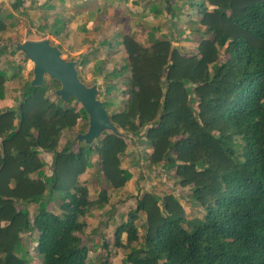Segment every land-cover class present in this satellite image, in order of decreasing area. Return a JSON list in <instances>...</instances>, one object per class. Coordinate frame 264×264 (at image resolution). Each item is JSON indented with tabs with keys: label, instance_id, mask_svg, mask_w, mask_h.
Here are the masks:
<instances>
[{
	"label": "trees",
	"instance_id": "1",
	"mask_svg": "<svg viewBox=\"0 0 264 264\" xmlns=\"http://www.w3.org/2000/svg\"><path fill=\"white\" fill-rule=\"evenodd\" d=\"M163 3L150 9L155 16L168 14V29L158 34L160 26L153 27L150 45L117 30L80 60L71 59L83 81L82 69L102 48L122 47L124 61L112 70L94 62V78H103L107 99L94 85L116 131L105 130L91 143L77 137L62 142L82 121L79 133L86 132L89 115L74 96L51 98L61 83L48 75L42 85L24 80L17 102L0 106V264H32L35 257L40 264H112L107 244V253L93 263L83 234L93 209L109 202V188L119 193L133 178L123 166L132 137L145 141L150 165L174 171L176 183L190 189L189 204L202 216L190 218L174 192L145 191L115 230L116 247L127 250L123 264H264V0ZM41 5L42 32L62 38L70 18L57 11L55 0ZM15 26V14L0 6L2 101L7 83L23 68L13 58L20 42L11 49L1 40ZM86 28L80 29L88 33ZM177 35L196 37L195 49L175 45ZM5 55L12 57L7 67ZM43 151L53 153L52 163ZM94 156L108 187L91 200L81 176L94 167Z\"/></svg>",
	"mask_w": 264,
	"mask_h": 264
},
{
	"label": "rangeland",
	"instance_id": "2",
	"mask_svg": "<svg viewBox=\"0 0 264 264\" xmlns=\"http://www.w3.org/2000/svg\"><path fill=\"white\" fill-rule=\"evenodd\" d=\"M46 0H22L20 4L16 3V0H0V6L8 12L15 14L16 26L4 34L2 41L8 44L9 47L15 48L18 42L25 40H40L43 38L51 39L54 45H60L62 56L64 59L71 60L76 58L80 60L81 53H86L100 45L104 35H111L118 31L132 32L137 39L144 45L148 46V33L150 30H156L153 27L160 26L162 32H167L168 26L165 22L168 19V14H160L155 16L150 7L153 2H164L165 0H77V3H81L79 7L71 1L67 0L66 4H60L59 0H55L57 3V11L63 13L66 18H70L69 27L63 31L65 34L62 38L54 37L50 34L44 35L41 26L45 23L44 10L42 5ZM174 1V0H173ZM164 4V3H163ZM19 7V10L16 8ZM185 11H191L187 7H184ZM91 11V12H90ZM197 14L194 13V16ZM49 17L48 21L52 22L55 14L47 13ZM187 17L183 15V27H187ZM87 27L88 33H85L80 28ZM78 27V28H77ZM181 28V27H180ZM68 33V35H66ZM10 36L15 37L14 40L10 39ZM196 37L192 40L184 39L183 35H177L174 40V44L183 46L185 51H192L197 45ZM24 52L17 51L14 59L21 61L22 69L19 78L13 79L7 83V98L2 103V106H7L11 103L17 102L21 92V85L24 80L33 79L34 77V65L35 63L31 59H24ZM224 56V55H223ZM12 57L5 55L2 59V64L7 67L6 63ZM225 58V56H224ZM99 59L105 62L107 71L116 67V64L123 63L124 53L122 47H118V50H111L108 47H104L98 52L97 57L93 58L91 64L86 65L81 73L84 83L89 85L97 84L102 89V99H107L104 95L106 85H104L103 78L95 77L94 62ZM24 60V61H22ZM50 79V77H47ZM88 82V83H87ZM57 87L50 91L51 98H57ZM120 92V91H119ZM116 94V93H115ZM120 94V93H119ZM114 95V94H113ZM124 97H119V104H122ZM77 107L81 106V103L76 101ZM118 104V105H119ZM86 123L82 121L78 127H76L71 133H67L64 136L62 142H67V138L77 137L79 131L84 127ZM88 129V128H87ZM79 145L76 142L75 149H78ZM147 145L144 140L135 139L132 137L128 139V153L123 159V166L130 167L133 172V178L119 193L110 190L112 196L109 202L103 209L94 208L91 216L87 217L88 226L83 234L84 242L89 247V256L93 263L98 262L102 256L107 253L105 244L111 249V262L112 264H123V258L127 252L125 248L116 247L115 245V230L122 221L126 220L130 210L135 208L138 197L145 191L154 190L161 194L166 192H174L176 196L181 199L188 216H202L200 209L189 204L188 197L190 195V189L188 187L182 188L179 186L174 177V171H166L161 166L153 167L147 161L146 154ZM46 159L51 162V158L46 156ZM94 167L89 168L86 173L81 176L82 181L88 183L90 190V199L96 200L99 197V193L107 188L108 185L99 171V165L94 156ZM51 167V166H50ZM51 168L48 169V172ZM30 209L35 212L36 205L30 204ZM50 208L55 209V203L50 204ZM145 220V215L141 214L138 223L141 224ZM143 233V229L140 230V234ZM142 235V234H141ZM30 234L26 235L29 237ZM124 241L127 242V234H124ZM36 244H31L30 250ZM35 255V250H33ZM41 258L35 257L32 264H40Z\"/></svg>",
	"mask_w": 264,
	"mask_h": 264
},
{
	"label": "water",
	"instance_id": "3",
	"mask_svg": "<svg viewBox=\"0 0 264 264\" xmlns=\"http://www.w3.org/2000/svg\"><path fill=\"white\" fill-rule=\"evenodd\" d=\"M18 48L35 63L33 85H42L46 75L58 80L61 87L56 91L57 95L64 100L76 97L88 113L89 127L78 134L79 141L91 143L105 130H117L104 102L98 97V86L87 85L79 78L76 60L64 59L60 47L52 44L49 38L25 40L18 43Z\"/></svg>",
	"mask_w": 264,
	"mask_h": 264
},
{
	"label": "crops",
	"instance_id": "4",
	"mask_svg": "<svg viewBox=\"0 0 264 264\" xmlns=\"http://www.w3.org/2000/svg\"><path fill=\"white\" fill-rule=\"evenodd\" d=\"M5 101H6V99H5L4 101L0 100V106H2V103L5 102ZM12 104H14V103H11V104H9V105H7V106H5V107L11 106ZM65 134H66V132H65ZM65 134H64V136H65ZM62 140H64V137H63ZM62 146H63V145H62V142H61V147H62ZM0 147H1V139H0ZM42 156H43L45 159H46V156L50 157V158H51V162H50V163H52L53 153L48 152V151H43ZM46 160H47V159H46ZM47 162L49 163V160H47Z\"/></svg>",
	"mask_w": 264,
	"mask_h": 264
}]
</instances>
